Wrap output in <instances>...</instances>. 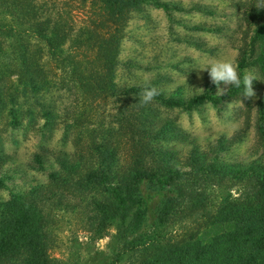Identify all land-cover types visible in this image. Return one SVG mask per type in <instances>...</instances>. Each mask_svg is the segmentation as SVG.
Instances as JSON below:
<instances>
[{
  "label": "rangeland",
  "instance_id": "374dc122",
  "mask_svg": "<svg viewBox=\"0 0 264 264\" xmlns=\"http://www.w3.org/2000/svg\"><path fill=\"white\" fill-rule=\"evenodd\" d=\"M44 2L40 13L65 14L62 0ZM70 6L73 26L81 25L85 16L64 1ZM263 50L264 0H137L123 27L109 96L93 101L94 112L86 106L101 134L119 128L116 167L143 145L151 151L146 165L166 162L178 173L191 164L209 165L214 180H198L196 186L215 202L239 198L247 185L243 173L264 167V81L256 66ZM216 59L237 65L241 78L245 72L256 78L246 103L222 97L228 85L217 93L208 72L199 70ZM58 79L31 86L10 78L17 96L0 111V202L42 185L58 162L75 154L67 126L74 103L81 101ZM145 87L159 95L141 106ZM198 95L215 100L190 104ZM57 225L48 253L65 264H124L131 256L119 253L114 223L95 234L86 220L65 213Z\"/></svg>",
  "mask_w": 264,
  "mask_h": 264
},
{
  "label": "trees",
  "instance_id": "16d2710c",
  "mask_svg": "<svg viewBox=\"0 0 264 264\" xmlns=\"http://www.w3.org/2000/svg\"><path fill=\"white\" fill-rule=\"evenodd\" d=\"M62 1L64 15H45L44 0H0V111L17 96L13 76L31 86L59 78L81 101L67 126L74 156L58 162L42 185L0 202V264H65L48 253L65 213L86 220L95 234L114 223L119 253L131 255L124 264H264V167L243 173L239 198L215 202L196 186L214 180L209 165L191 164L184 173L166 162L146 165L151 151L142 145L116 167L119 128L101 134L92 123L86 106L94 112L93 101L109 96L123 27L137 0ZM64 1L85 16L81 25L73 26ZM256 66L264 81V50ZM241 95L228 86L222 97L246 103ZM202 100L215 98L198 95L189 103Z\"/></svg>",
  "mask_w": 264,
  "mask_h": 264
},
{
  "label": "clouds",
  "instance_id": "9594fccd",
  "mask_svg": "<svg viewBox=\"0 0 264 264\" xmlns=\"http://www.w3.org/2000/svg\"><path fill=\"white\" fill-rule=\"evenodd\" d=\"M214 85L217 86V93L222 94L224 91L220 85H228L236 88H243L242 95L244 98H250L254 95L252 81L256 79L250 72H245L243 78L237 70V65L231 61L216 59L209 62L204 68ZM203 91L202 89H199ZM159 95L155 87H145L139 93V103L141 106L150 104L156 96Z\"/></svg>",
  "mask_w": 264,
  "mask_h": 264
}]
</instances>
